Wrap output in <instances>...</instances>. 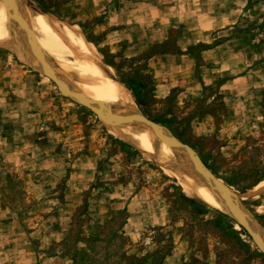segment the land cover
I'll return each mask as SVG.
<instances>
[{"label":"rangeland","instance_id":"rangeland-1","mask_svg":"<svg viewBox=\"0 0 264 264\" xmlns=\"http://www.w3.org/2000/svg\"><path fill=\"white\" fill-rule=\"evenodd\" d=\"M34 1L264 225V0ZM84 102L0 46V264H264L243 224Z\"/></svg>","mask_w":264,"mask_h":264},{"label":"bare ground","instance_id":"bare-ground-1","mask_svg":"<svg viewBox=\"0 0 264 264\" xmlns=\"http://www.w3.org/2000/svg\"><path fill=\"white\" fill-rule=\"evenodd\" d=\"M1 18L9 23L0 22V46L54 75L67 94L96 108L113 134L175 174L194 196L243 224L264 250V225L244 203L249 194L236 192L217 179L193 148L147 118L131 89L114 67L98 59L91 43L79 39L34 0H0ZM253 191L264 192V181Z\"/></svg>","mask_w":264,"mask_h":264},{"label":"crops","instance_id":"crops-1","mask_svg":"<svg viewBox=\"0 0 264 264\" xmlns=\"http://www.w3.org/2000/svg\"><path fill=\"white\" fill-rule=\"evenodd\" d=\"M171 55H174L175 56V54H166L165 56L167 57V56H171Z\"/></svg>","mask_w":264,"mask_h":264}]
</instances>
